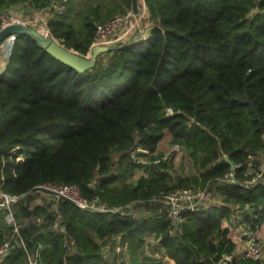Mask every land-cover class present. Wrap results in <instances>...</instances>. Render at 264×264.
<instances>
[{
	"label": "trees",
	"instance_id": "trees-1",
	"mask_svg": "<svg viewBox=\"0 0 264 264\" xmlns=\"http://www.w3.org/2000/svg\"><path fill=\"white\" fill-rule=\"evenodd\" d=\"M50 4L0 0V11ZM74 4L70 0L63 13L50 15L47 27L66 49L89 56L96 25L126 13L132 0L91 6L77 22ZM139 4L151 24L147 36L100 54L84 71L56 59L26 33L14 36L0 71V190L20 197L14 218L27 248L40 249L43 264H111L101 244L116 236L128 243L131 264H141L136 251L150 234L175 264H204L205 258L259 264L234 255L224 224L236 220L247 230L264 224V0ZM166 132L197 173H171L158 152ZM133 152L149 165L135 161ZM140 168L147 175L129 182ZM230 172L236 182L223 180ZM257 173L262 181L247 185ZM47 184L75 185L86 201L109 211L59 199L63 231L53 229V203H36L41 193H29ZM178 188L213 191L222 203L184 213L182 232L175 233L158 198ZM138 204L149 206V213L131 212ZM6 212L0 209V245L13 232ZM66 241L74 252L68 253ZM26 262L19 247L0 259Z\"/></svg>",
	"mask_w": 264,
	"mask_h": 264
},
{
	"label": "built area",
	"instance_id": "built-area-1",
	"mask_svg": "<svg viewBox=\"0 0 264 264\" xmlns=\"http://www.w3.org/2000/svg\"><path fill=\"white\" fill-rule=\"evenodd\" d=\"M68 1L69 0H51V4L49 6L43 7L42 9L34 12L33 10L26 11L25 8L21 7V5H11L10 7L0 11V29L12 24H21L33 27L44 35L52 36L47 27L48 19L50 15L63 13L66 10ZM142 14H145V11H143ZM139 21V15H135L131 8L129 12L118 14L104 23L97 24L92 47L98 45L119 47L122 44L130 42L127 40L128 38L130 39L135 32L142 35V38L146 37L150 27L145 28L143 25L141 26ZM14 36L15 35H10L6 37L0 44V71H2L4 63L7 61L8 56L11 53ZM166 111L168 113H172L171 108L166 109ZM174 146V150H179L181 148L178 145ZM132 157L137 158L136 152L132 153ZM20 158L21 157H19V159ZM261 170L264 169L261 168ZM223 180L236 182L233 172L226 174ZM258 181H262V173H257L251 179L245 181V183L247 185H251L253 183H257ZM40 186L52 190L55 193H44L55 199L53 209L55 211L57 225H54L52 227L53 229L63 231V226L61 224L62 215L58 204L59 199L68 200L80 207L109 211L105 205L98 204L97 202L86 201L81 196L79 189L75 185L47 184ZM19 199L20 197L18 195L7 194L0 190V209H5L7 211L8 214L6 216V222L13 226V232L9 233L0 245V259L8 256L12 250L19 247L24 249L27 255L26 264H43L40 257V249L37 248L36 250L31 251L27 248V243L25 241L26 238L20 233L19 225L14 218L12 207H14ZM158 201H160L165 207V215L170 222L173 232L179 234L182 232L181 225L184 221L183 214L194 210L200 204H205L206 202L213 200H211L209 192L204 190L178 188L167 193H161ZM213 203L222 202L217 200L213 201ZM110 239L115 240L113 249L119 256V259H123V264H126V259L129 257L128 243L123 241L121 236L112 237ZM106 241H108V239H106L101 245L103 246ZM65 245L67 246L68 253L75 251V248L72 246V242L66 241ZM240 257L258 261L259 264H264V238L258 236L257 230H248L246 233V246L241 252ZM225 259L230 260L231 257L226 256Z\"/></svg>",
	"mask_w": 264,
	"mask_h": 264
},
{
	"label": "rangeland",
	"instance_id": "rangeland-1",
	"mask_svg": "<svg viewBox=\"0 0 264 264\" xmlns=\"http://www.w3.org/2000/svg\"><path fill=\"white\" fill-rule=\"evenodd\" d=\"M70 1V0H69ZM110 0H73L74 7H75V16L73 17L74 20L77 19L78 15L85 12L86 9H88L91 6H103L104 3L108 2ZM140 1L142 2V0H138V7H139V17H140V24L141 26L143 25L145 28H148L151 26L149 21H146V19H144L146 17V6L140 8ZM23 5H21L22 7ZM23 8H26V6H23ZM29 8V7H28ZM131 9H129L126 12H129ZM143 11H145V14H142ZM78 13V14H76ZM118 14H123L122 12L120 13H116V15ZM115 16V14H114ZM113 16V17H114ZM111 19V18H110ZM77 22V20H76ZM37 28V27H36ZM144 28V29H145ZM170 138L171 135L166 132L163 139L161 140V142L158 145V152L164 154L163 159H166L167 161L170 162L171 165V173L175 174L178 173V171H184L187 174H192L195 172V168H194V164L193 162L189 160L188 155L186 154V151L182 148H180L179 150H174L173 144L170 143ZM118 157L117 154H114V159L116 160ZM137 157V156H136ZM135 161H142L143 164H145L146 166L149 165L150 161L147 160L146 158H134L132 157ZM142 159V160H139ZM260 161H261V168L264 167V155L260 156ZM251 171L254 172L255 169L251 168ZM197 173V171L195 172ZM142 175H147V172L145 169L140 168L137 169L134 172V175L129 179V182H135L140 176ZM41 193V192H40ZM210 194V198L213 201H217V197L215 196V193L213 191H209ZM55 199L51 198L50 196H46L43 193L38 194L35 197L34 202L36 203H55L54 202ZM213 201H209L211 203H213ZM161 202H158V204H160ZM52 210H53V206H52ZM12 211H13V207H12ZM150 211V207L149 206H144V205H137L135 208H131V212L141 216L144 214L149 213ZM7 212H6V216H7ZM5 216V220L7 221ZM234 224L233 226H236L238 222H236L234 220ZM236 228V227H235ZM234 229V227H233ZM159 240L160 239H151V238H146L144 239L145 243L141 246H139L137 248V257L139 258V262L142 264L144 262H146L147 264H150V261H148V259H155L156 261H160L162 260L161 264H172L166 255L164 253V250L161 249L160 245H159ZM115 240H111L108 239V241H106L103 244V252H104V256L106 259L109 260V262L111 264H123V259H119V256L117 255V253L114 251L113 246H114V242ZM129 257L126 259V264H131L132 263V259L130 257V253L128 252ZM130 262H128V261ZM174 264V263H173Z\"/></svg>",
	"mask_w": 264,
	"mask_h": 264
},
{
	"label": "water",
	"instance_id": "water-1",
	"mask_svg": "<svg viewBox=\"0 0 264 264\" xmlns=\"http://www.w3.org/2000/svg\"><path fill=\"white\" fill-rule=\"evenodd\" d=\"M132 11L135 15H138L139 13L138 0H132ZM20 33H26L27 35L31 36L41 47H43L48 53H50L56 59L60 60L66 65L75 68L78 71L91 69L95 65L96 59L100 54L112 51L115 48H117L116 46L98 45L91 48L89 56H82L76 52H72L66 49L52 36L44 35L33 27L25 26L21 24H12L0 29V44L6 37L10 35H17ZM141 36L138 38V40L142 39ZM224 159L230 165L231 170H234L236 168V166L228 156H225ZM35 192L55 194L52 190H49L42 186L34 187L29 191V193H35ZM204 264H212V262L210 259L205 258Z\"/></svg>",
	"mask_w": 264,
	"mask_h": 264
},
{
	"label": "crops",
	"instance_id": "crops-1",
	"mask_svg": "<svg viewBox=\"0 0 264 264\" xmlns=\"http://www.w3.org/2000/svg\"><path fill=\"white\" fill-rule=\"evenodd\" d=\"M25 6H26V8H25L26 11H28V10H31V11L33 10V12L36 11L33 8H31V7L28 8V5H25ZM140 36L141 35H139L138 33L135 32L134 35L130 39L128 38V40L127 39L126 40L127 41L138 40V38ZM234 223H235L234 221H232V222H225L224 225L229 228L228 237L235 243L234 255L237 256V257H239L240 254H241V252L244 250V248L246 246V233L248 232V230L246 229L245 226H243L242 224H239V223H237L236 226H233ZM233 227H234V229H233ZM257 233H258V236L259 237L264 238V224H262V226L257 229ZM146 238L159 239V238H156L154 234H150L148 236L142 237V239H146ZM168 260L172 264L174 263L173 260H171L169 258H168Z\"/></svg>",
	"mask_w": 264,
	"mask_h": 264
}]
</instances>
